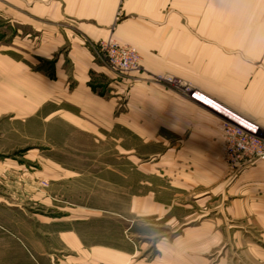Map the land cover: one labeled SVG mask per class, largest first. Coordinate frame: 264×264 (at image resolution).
Listing matches in <instances>:
<instances>
[{
	"label": "crops",
	"instance_id": "crops-1",
	"mask_svg": "<svg viewBox=\"0 0 264 264\" xmlns=\"http://www.w3.org/2000/svg\"><path fill=\"white\" fill-rule=\"evenodd\" d=\"M109 39L137 48L150 73L173 74L182 85L190 87L189 92L173 96V109L166 108V93L160 92L158 96L150 93L143 99L158 102V109L148 110L149 116L161 120L155 128L158 133H173L175 142L186 150L176 157L188 159L200 169L181 177L199 181L207 189L215 180H225L223 171L214 167L219 164L225 145L222 127L214 118L223 114L197 97L214 101L261 125L256 118L264 117V0H0V126L3 130L26 134L33 140L43 138L53 144L57 141L62 149L73 148V142H79L81 149H96L104 144L105 136V140L115 142V147L121 141L123 148L133 151L135 117L140 116L138 113L147 115L146 109L118 111L117 103L103 100L88 86L90 70L100 67L85 42ZM68 44L69 57L63 50ZM40 62L56 66V76L39 71ZM70 63L80 80L73 92L66 85L65 66L69 67ZM170 115L174 118V129L167 128V121L163 120ZM120 116L126 119L119 120ZM119 128L123 135L119 134ZM143 131L151 133L150 128ZM131 158L133 166L134 157ZM96 161V157H86L78 164L92 165ZM50 164L52 170L62 171L54 173V179L79 181V188L97 186V175L86 168L73 172L70 164L74 162L50 158ZM108 174L112 175L109 171ZM128 177L129 174L127 181ZM130 178V192L127 184L125 192L121 195L118 192L116 199L110 201L123 209L115 212L130 213V217H124L127 224L130 221L126 236L123 234L119 242H111L109 246L87 248L80 236L67 231L66 237L74 241L69 244L75 252L72 258L87 261L88 254L94 253L95 259L102 261L105 251L117 262L128 261L135 252L129 238L134 234L135 212H170L165 208L167 205L153 199V194L144 199L136 197L133 171ZM235 179L242 193L234 201L236 208L224 207L221 218L246 222L255 238L249 239L247 245L253 250L255 260L264 262V162L245 166ZM94 198L93 207L88 210L102 214L104 204L99 197ZM76 207L80 212L88 211L82 205ZM181 207L187 215L176 213L171 218L185 221L181 223L183 231L173 239L164 237L158 246L170 251V262L175 260V263L169 264H178L180 243L190 245L186 251L181 249L186 261L190 264L204 261L199 255L213 250L220 239V234L215 235L211 230L215 226V208L212 205L193 210L194 204Z\"/></svg>",
	"mask_w": 264,
	"mask_h": 264
},
{
	"label": "rangeland",
	"instance_id": "rangeland-1",
	"mask_svg": "<svg viewBox=\"0 0 264 264\" xmlns=\"http://www.w3.org/2000/svg\"><path fill=\"white\" fill-rule=\"evenodd\" d=\"M116 44L133 47L114 39L85 42V46L91 51L92 59L98 62L100 67L97 70H90L88 86L92 87L96 95L103 100H112L114 104L117 103L118 111L125 112L127 108H134L139 112H143V109H146L145 112L158 109V102L143 99L150 93L158 96L160 92L162 95L166 93L168 97L166 108L173 109V96L179 92L190 91V87L182 85L180 78L173 74L150 73V70L144 66L143 54L137 48L139 59L136 58L135 70H130L126 74L114 69L110 64L109 51L116 47ZM63 50L64 55L67 56L70 44ZM58 55L56 53V59ZM52 66V63L48 65L40 62L39 71L51 77L56 76L57 68ZM59 71L62 74V70ZM65 71L68 74L67 89L73 92L78 88L80 81L74 74L73 63H70L69 67L66 64ZM193 95L197 97L196 93ZM197 98L223 114V118L217 116L214 118L216 124L222 127L221 135L225 141L221 160L214 167L223 171L225 180H215L213 186L208 189L199 181L181 177L182 174H190V171L196 172L200 169L192 165L188 159L176 157V154L182 156L181 152L184 153L186 150L182 149L180 143L175 142L173 133L166 134L164 131L158 133L155 128L160 125L161 120L158 116H149V112L145 116L138 113L140 116L135 117L137 128L133 138L134 150L129 152L121 146V141L119 147H115V142L105 140V136L104 144L97 146L96 149H81L78 147L79 142H73L75 146L71 149H62L61 143L57 141L53 144L43 138L33 140L26 134L5 132L0 126V264L175 263V260L170 262L172 260L171 257L169 259L170 251L160 248L158 244L164 237L173 239L183 231L181 223L185 221L177 222L171 217L176 213L182 216L187 215L186 209L183 212L181 207L185 204H194L193 210L197 208L201 210L213 205L215 226L211 230L215 235L220 234L214 249L199 255L200 259L206 260L192 262L193 264H264L255 260L253 250L247 245V242H250L249 239L255 240V238L254 233L246 227V222L232 217H223L224 220L221 218L224 207L236 208L234 201L242 193L241 186L235 183L237 175L245 166L261 161H247L240 164L229 162L225 154L226 131L233 127L251 130L256 127L259 135L264 138V117L256 118L261 122V125H258L214 101L204 97ZM190 105L199 108L197 105ZM122 119L125 120L126 117L120 116L119 120ZM163 120L167 121V124L163 123L167 125V128L174 129V118L171 115ZM145 128H150L151 133L143 131ZM118 131L120 135H123L121 128ZM113 132L114 129L112 134ZM175 144L178 148H175ZM53 145H55L54 148H52ZM86 157H96L97 161L92 165L78 164L79 161L82 163V158ZM128 157L130 159L127 161ZM131 157H134L133 166ZM50 158L74 162L70 164L73 172L78 173L85 168L91 171L97 175L96 188L94 184L79 188V181L54 179L56 177L54 173L62 171L52 170ZM107 170L112 175L108 174ZM132 171L135 196L144 199L153 194V199L167 205L165 208L170 212L167 214L135 212L134 234H130L129 237L135 252L134 256L128 261H123L124 263L111 259L112 255L105 251L102 261L95 259L94 253L88 254L87 261L72 258L75 252L69 244H73L74 241L70 236L66 237L67 231H71L72 236L74 234L80 236L87 248L96 245L109 246L111 242L114 244L116 241L119 242L123 234L126 236L125 229L130 225V221L127 224L124 217L127 215L130 217V213L119 212L123 211L122 207L117 208L116 204L110 201L116 199L115 195L118 192L120 195L121 192H125L127 184H129L130 192ZM127 174H129V181L126 179ZM99 184L102 186L100 187ZM95 196L97 199L99 197L104 204H99L103 208L102 214L88 210L93 207ZM76 205H82L88 211L80 212ZM73 207L75 210L68 209ZM117 209L119 211L115 212L114 210ZM185 245L181 243L178 245V260L180 257L182 260H177L178 264H190L184 259L185 255L181 254V249L185 251L190 249L189 243Z\"/></svg>",
	"mask_w": 264,
	"mask_h": 264
},
{
	"label": "built area",
	"instance_id": "built-area-1",
	"mask_svg": "<svg viewBox=\"0 0 264 264\" xmlns=\"http://www.w3.org/2000/svg\"><path fill=\"white\" fill-rule=\"evenodd\" d=\"M111 66L122 73H128L136 68V58L139 54L135 47L118 46L109 51ZM138 63V62H137ZM258 128L254 130L244 127L228 128L225 154L231 163H245L261 160L264 162V138L259 135Z\"/></svg>",
	"mask_w": 264,
	"mask_h": 264
}]
</instances>
